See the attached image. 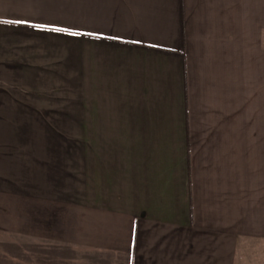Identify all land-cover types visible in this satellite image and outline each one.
<instances>
[{"label": "crops", "instance_id": "obj_1", "mask_svg": "<svg viewBox=\"0 0 264 264\" xmlns=\"http://www.w3.org/2000/svg\"><path fill=\"white\" fill-rule=\"evenodd\" d=\"M264 263V0H0V264Z\"/></svg>", "mask_w": 264, "mask_h": 264}, {"label": "rangeland", "instance_id": "obj_2", "mask_svg": "<svg viewBox=\"0 0 264 264\" xmlns=\"http://www.w3.org/2000/svg\"><path fill=\"white\" fill-rule=\"evenodd\" d=\"M237 264H240V263H237ZM262 264H264V263H262Z\"/></svg>", "mask_w": 264, "mask_h": 264}]
</instances>
